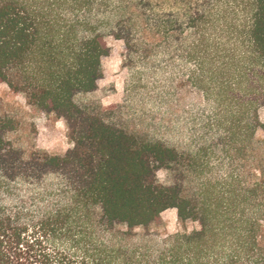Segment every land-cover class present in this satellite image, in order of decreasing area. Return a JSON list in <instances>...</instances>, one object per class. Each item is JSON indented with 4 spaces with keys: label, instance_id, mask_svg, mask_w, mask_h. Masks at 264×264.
I'll use <instances>...</instances> for the list:
<instances>
[{
    "label": "trees",
    "instance_id": "16d2710c",
    "mask_svg": "<svg viewBox=\"0 0 264 264\" xmlns=\"http://www.w3.org/2000/svg\"><path fill=\"white\" fill-rule=\"evenodd\" d=\"M108 38L147 135L75 101ZM0 84L71 144L17 149L0 112V264H264V0H0ZM187 95V146L157 140L177 136Z\"/></svg>",
    "mask_w": 264,
    "mask_h": 264
},
{
    "label": "rangeland",
    "instance_id": "374dc122",
    "mask_svg": "<svg viewBox=\"0 0 264 264\" xmlns=\"http://www.w3.org/2000/svg\"><path fill=\"white\" fill-rule=\"evenodd\" d=\"M107 45L110 54L102 61L103 78L97 89L77 96L75 101L88 110L99 113L104 120L127 133L147 135L149 127H154L145 120L151 110L140 108L138 98L126 91L129 74L123 67L121 43L108 38ZM193 105L191 97L187 95L182 106L186 115L182 116L180 129L175 131L177 136L173 140L166 138L162 130L155 138L165 143L187 146L193 131L189 115L193 112ZM0 112L13 120V128L6 134V138L17 149L63 154L71 148L62 119L29 106L21 94L11 92L5 84H0ZM259 119L262 128L256 133V139L264 142V107L259 111ZM156 179L158 183L164 184L167 180L166 173L157 172ZM162 227L168 232L179 228L175 211H167L162 215ZM188 227L193 225L189 224Z\"/></svg>",
    "mask_w": 264,
    "mask_h": 264
}]
</instances>
